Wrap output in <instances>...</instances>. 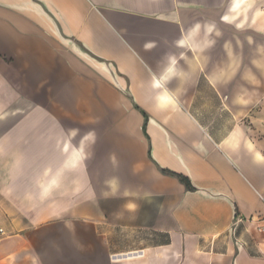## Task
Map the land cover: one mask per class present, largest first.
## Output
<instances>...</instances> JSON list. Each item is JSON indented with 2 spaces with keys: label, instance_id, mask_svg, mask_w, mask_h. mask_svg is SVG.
I'll return each mask as SVG.
<instances>
[{
  "label": "crops",
  "instance_id": "1",
  "mask_svg": "<svg viewBox=\"0 0 264 264\" xmlns=\"http://www.w3.org/2000/svg\"><path fill=\"white\" fill-rule=\"evenodd\" d=\"M261 226L264 0H0V264H264Z\"/></svg>",
  "mask_w": 264,
  "mask_h": 264
},
{
  "label": "trees",
  "instance_id": "2",
  "mask_svg": "<svg viewBox=\"0 0 264 264\" xmlns=\"http://www.w3.org/2000/svg\"><path fill=\"white\" fill-rule=\"evenodd\" d=\"M179 177H180V179L182 180V182H184L185 185H186L189 189H192V188H193V186H192L190 180H189L187 177H185V176H179Z\"/></svg>",
  "mask_w": 264,
  "mask_h": 264
},
{
  "label": "built area",
  "instance_id": "3",
  "mask_svg": "<svg viewBox=\"0 0 264 264\" xmlns=\"http://www.w3.org/2000/svg\"><path fill=\"white\" fill-rule=\"evenodd\" d=\"M260 230H261V231H264V226H261Z\"/></svg>",
  "mask_w": 264,
  "mask_h": 264
}]
</instances>
